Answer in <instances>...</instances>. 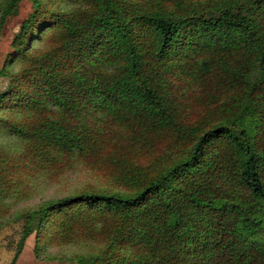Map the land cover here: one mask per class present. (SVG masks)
I'll use <instances>...</instances> for the list:
<instances>
[{"label":"trees","instance_id":"1","mask_svg":"<svg viewBox=\"0 0 264 264\" xmlns=\"http://www.w3.org/2000/svg\"><path fill=\"white\" fill-rule=\"evenodd\" d=\"M29 2L0 69V199L79 163L118 190L27 211L10 264L33 232L36 257L91 245L76 264H264V0ZM171 139L173 162L126 160Z\"/></svg>","mask_w":264,"mask_h":264},{"label":"rangeland","instance_id":"2","mask_svg":"<svg viewBox=\"0 0 264 264\" xmlns=\"http://www.w3.org/2000/svg\"><path fill=\"white\" fill-rule=\"evenodd\" d=\"M5 2L6 0H0V8ZM30 7L29 0H20L17 14L8 16L0 24V69L11 50L10 42L23 18L30 11ZM16 68L17 65L14 64L12 69L16 70ZM7 87L8 79L0 75V92L5 91ZM193 116H195L194 110L190 113V117ZM0 142L15 146V141L11 137H0ZM133 146L127 150L129 154L126 160L137 161L152 169L153 161L156 165L161 160H167V163L173 162L177 155L187 152L190 143L171 139L167 142H157L141 153L133 149ZM106 167L88 168V165L79 163L69 170L54 168L48 173H39L37 176L32 170H21L17 174L18 193L15 196L0 199V264H10L24 224L22 216L27 211L36 209L45 201L79 191L118 190ZM34 247L35 233L33 232L23 242V248L19 254L21 260L18 264H76L74 258L76 255L91 250V245L81 242L69 245L56 244L49 247L46 245L39 250V256L36 257Z\"/></svg>","mask_w":264,"mask_h":264},{"label":"crops","instance_id":"3","mask_svg":"<svg viewBox=\"0 0 264 264\" xmlns=\"http://www.w3.org/2000/svg\"><path fill=\"white\" fill-rule=\"evenodd\" d=\"M20 256H19L18 260L16 261V264H18L20 262V260H21V257Z\"/></svg>","mask_w":264,"mask_h":264}]
</instances>
